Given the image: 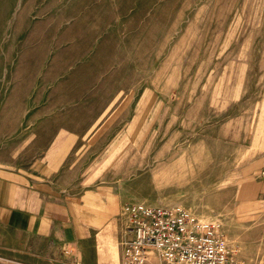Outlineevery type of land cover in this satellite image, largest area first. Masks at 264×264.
Segmentation results:
<instances>
[{
	"label": "rangeland",
	"instance_id": "1",
	"mask_svg": "<svg viewBox=\"0 0 264 264\" xmlns=\"http://www.w3.org/2000/svg\"><path fill=\"white\" fill-rule=\"evenodd\" d=\"M261 155L264 0H0V177L114 187L128 231L129 203L179 206L264 264L237 198ZM27 242L0 222V264H79Z\"/></svg>",
	"mask_w": 264,
	"mask_h": 264
},
{
	"label": "crops",
	"instance_id": "2",
	"mask_svg": "<svg viewBox=\"0 0 264 264\" xmlns=\"http://www.w3.org/2000/svg\"><path fill=\"white\" fill-rule=\"evenodd\" d=\"M240 208L264 206V155L246 168ZM253 211V210H252ZM0 222L30 246L53 245L79 264H117L115 247L128 240V221L114 187L70 195L38 177H0Z\"/></svg>",
	"mask_w": 264,
	"mask_h": 264
},
{
	"label": "built area",
	"instance_id": "3",
	"mask_svg": "<svg viewBox=\"0 0 264 264\" xmlns=\"http://www.w3.org/2000/svg\"><path fill=\"white\" fill-rule=\"evenodd\" d=\"M130 240L122 244V264H146L155 250L167 264H234L225 237L179 206L129 203Z\"/></svg>",
	"mask_w": 264,
	"mask_h": 264
}]
</instances>
